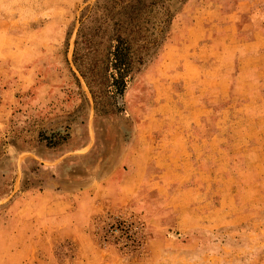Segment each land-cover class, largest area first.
Segmentation results:
<instances>
[{"label":"rangeland","instance_id":"rangeland-1","mask_svg":"<svg viewBox=\"0 0 264 264\" xmlns=\"http://www.w3.org/2000/svg\"><path fill=\"white\" fill-rule=\"evenodd\" d=\"M93 2L0 0V264H264V0L172 5L96 114L70 62ZM177 127L191 162L161 186ZM110 215L141 225L138 247L101 240Z\"/></svg>","mask_w":264,"mask_h":264},{"label":"trees","instance_id":"trees-1","mask_svg":"<svg viewBox=\"0 0 264 264\" xmlns=\"http://www.w3.org/2000/svg\"><path fill=\"white\" fill-rule=\"evenodd\" d=\"M181 0H94L76 19L70 62L94 113H107L134 69L164 39L171 6Z\"/></svg>","mask_w":264,"mask_h":264},{"label":"crops","instance_id":"crops-1","mask_svg":"<svg viewBox=\"0 0 264 264\" xmlns=\"http://www.w3.org/2000/svg\"><path fill=\"white\" fill-rule=\"evenodd\" d=\"M213 10L217 9L213 8ZM197 22L198 19L195 20V23ZM254 28L256 29V31L254 32V37L251 40L253 44H256L260 47L262 45L260 39L261 36H264V29L262 28L259 20L254 24ZM163 138L168 139L166 147L162 146L160 148H156L153 155V157L157 156L161 158V162H157L158 159H156V166L159 167L157 169L161 171L163 176L162 179L164 178L162 182L163 184H160L159 182V185L161 186L164 185V181L168 178V181H176V177L172 176V178H170L168 172L176 171V173L178 172L179 174L184 173L185 168H187L191 162L188 155L192 154L191 151L187 149V146L191 147V144L195 145V143H193L191 140V138H193V135H189L188 133L183 132L181 127H177L176 131L170 133L168 137L164 135ZM147 153H152V151H147ZM145 155H147L146 152Z\"/></svg>","mask_w":264,"mask_h":264},{"label":"built area","instance_id":"built-area-1","mask_svg":"<svg viewBox=\"0 0 264 264\" xmlns=\"http://www.w3.org/2000/svg\"><path fill=\"white\" fill-rule=\"evenodd\" d=\"M141 225L130 216L110 215L104 221L101 240L110 238L117 246L135 248L142 242ZM102 242V241H101Z\"/></svg>","mask_w":264,"mask_h":264}]
</instances>
